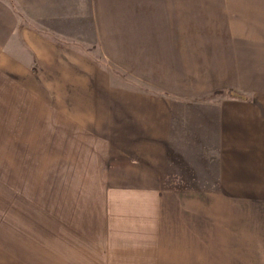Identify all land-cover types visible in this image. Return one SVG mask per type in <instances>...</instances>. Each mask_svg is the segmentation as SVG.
<instances>
[{"label":"crops","instance_id":"crops-1","mask_svg":"<svg viewBox=\"0 0 264 264\" xmlns=\"http://www.w3.org/2000/svg\"><path fill=\"white\" fill-rule=\"evenodd\" d=\"M0 264H264V0H0Z\"/></svg>","mask_w":264,"mask_h":264},{"label":"rangeland","instance_id":"rangeland-1","mask_svg":"<svg viewBox=\"0 0 264 264\" xmlns=\"http://www.w3.org/2000/svg\"><path fill=\"white\" fill-rule=\"evenodd\" d=\"M170 15L172 16V15H175V14L170 13ZM217 28H223V25H222V24H221V25H218ZM93 48H94V47H93ZM100 57H101V56H100ZM101 59H102V60H100L101 63H103V64L106 63L107 66H108V63L105 61V59H104L103 57H101ZM104 65H105V64H104ZM126 76L128 77L126 82H127L129 85H131V84H139L138 81L135 80L134 78L130 77L129 75H126ZM130 83H131V84H130ZM155 90H156V89H155ZM157 93H160V94L165 95V92L155 91V94H157ZM165 252H167V253H169V254H172L173 252H176V253H177V249H175V248H165ZM198 256H199V257H198ZM196 259H197V260H202V261H204V256H203V255H197Z\"/></svg>","mask_w":264,"mask_h":264},{"label":"trees","instance_id":"trees-1","mask_svg":"<svg viewBox=\"0 0 264 264\" xmlns=\"http://www.w3.org/2000/svg\"><path fill=\"white\" fill-rule=\"evenodd\" d=\"M105 65H107L106 63H104ZM109 70L111 71V73L115 74L117 72H119V70L117 69V67H115L113 64H109L108 63V66ZM123 73V72H121ZM125 77H127L125 74H124Z\"/></svg>","mask_w":264,"mask_h":264}]
</instances>
